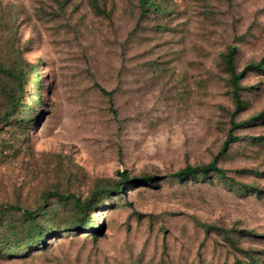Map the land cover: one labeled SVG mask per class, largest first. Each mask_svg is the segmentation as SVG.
<instances>
[{"label": "rangeland", "instance_id": "rangeland-1", "mask_svg": "<svg viewBox=\"0 0 264 264\" xmlns=\"http://www.w3.org/2000/svg\"><path fill=\"white\" fill-rule=\"evenodd\" d=\"M147 1L0 0V264H264V0Z\"/></svg>", "mask_w": 264, "mask_h": 264}, {"label": "trees", "instance_id": "trees-1", "mask_svg": "<svg viewBox=\"0 0 264 264\" xmlns=\"http://www.w3.org/2000/svg\"><path fill=\"white\" fill-rule=\"evenodd\" d=\"M140 3L144 9V12L146 10L149 9H145L146 5L147 6H152L150 4L149 1L147 0H140ZM94 8L99 10V8L97 7V5L95 4L94 1ZM234 53V49L233 48H229L227 54L225 55V62H226V66L228 68V70L231 73V77H230V82H231V88H232V94L236 103V108L238 109L242 102L239 98V84L238 81L244 76V72H239V73H235L234 71V66L231 60V55ZM247 69L248 70H253V71H257L259 73H264V58H262L259 62L256 63H250L247 65ZM32 72H35V68L32 67L31 68ZM14 76V80L16 81V85H17V89H15L13 92V95H11V102H10V111H15V109L19 106L20 104V100L21 98L19 96H17V91L16 90H21L22 89V82H23V74H15L12 75ZM9 111H7L5 113L8 114ZM255 119L257 120H264V111L261 113H258L257 115L254 116ZM248 123L247 121L241 122V123H234L231 122L230 123V128L228 130L227 133V137L224 141V143L222 144L221 150L219 152V154H224L228 148L229 145L233 142H235L238 137L236 135H234V130L240 126H245V124ZM216 173L217 175H219L221 178H226L225 177V171L219 167L216 166V161L213 160L212 162L205 164V165H201V166H186L183 169L175 172L172 176L179 179V180H185L187 178H195L197 176H200L202 178H206L207 176H209L211 173ZM155 179H157V177L155 176H140V177H130L128 176V173L126 171H122L120 173V179L119 181H117L116 183H114L110 188L100 191L98 192V194H96L94 196L93 199H97L98 197H110L112 195H116V194H121L124 192L125 188L127 186H129L130 184H138L141 183L144 185H148L150 182H153ZM93 203H91V199H88L86 201L83 202H75V205L77 206V211L79 214L82 215V219L79 221L81 225L79 226H73V228H88L90 226H92L91 221L88 219L87 216V209L88 207H91ZM33 221V227L32 229H36L38 226H40L37 222L36 219L34 217H32L31 219ZM85 224V225H84ZM250 235H252L251 233H249ZM43 236L41 233V230H37L34 233V237L30 238L26 243L22 244V245H16V249H22L24 248L26 245H28V247H32L34 245L43 243ZM14 252V251H11ZM4 255H6L4 253Z\"/></svg>", "mask_w": 264, "mask_h": 264}]
</instances>
